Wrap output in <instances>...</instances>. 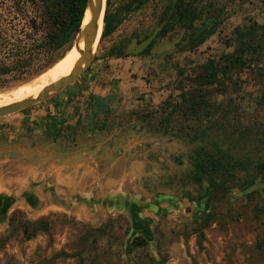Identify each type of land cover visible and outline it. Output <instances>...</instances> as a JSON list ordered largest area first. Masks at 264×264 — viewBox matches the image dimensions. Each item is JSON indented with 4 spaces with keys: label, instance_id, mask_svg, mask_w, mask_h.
I'll list each match as a JSON object with an SVG mask.
<instances>
[{
    "label": "rangeland",
    "instance_id": "obj_1",
    "mask_svg": "<svg viewBox=\"0 0 264 264\" xmlns=\"http://www.w3.org/2000/svg\"><path fill=\"white\" fill-rule=\"evenodd\" d=\"M124 2L111 0L112 12ZM184 2L197 9L195 28L214 29L193 51H180L188 35L176 27L149 55L124 54L166 24L172 0H150L100 38L66 87L0 117V264H264V181L254 168L264 163L263 30L257 50L206 88L210 115L172 111L201 64L234 50L236 27H264V0ZM201 138L243 159L226 194L204 197ZM197 211L212 221L204 226ZM13 214L45 218L49 231L25 239Z\"/></svg>",
    "mask_w": 264,
    "mask_h": 264
},
{
    "label": "trees",
    "instance_id": "obj_2",
    "mask_svg": "<svg viewBox=\"0 0 264 264\" xmlns=\"http://www.w3.org/2000/svg\"><path fill=\"white\" fill-rule=\"evenodd\" d=\"M149 1L126 0L118 8V12H112L111 0H106L101 38L110 35L127 15L140 10ZM85 6L86 0H0V90H3L1 92L41 75L71 48L79 32ZM169 8L165 15L167 22L157 36L176 27L185 29L189 32L188 38L180 51H193L213 34L214 29L204 27L198 32L195 28L198 12L191 4L178 0L171 12ZM257 29H262L264 34V27L256 24L249 25L246 29L236 27L234 33L237 44L234 50L225 54L219 61L210 59L201 64L199 71L194 74L192 91L189 93L183 91L179 96L180 101L172 104V111L184 118L199 117L202 113L210 115L215 107L209 102L210 95L206 88L221 83L228 68L236 63L243 64L241 59L257 50V46H260ZM151 49L150 44L144 55H149ZM50 119V123L52 121L50 125L57 127L54 123L55 118ZM201 141L205 142L200 147L194 166L207 186L204 197H211L218 191L226 194L235 172L244 167L243 159L237 157L230 148L212 144L209 138H201ZM254 168L264 181V163H257ZM253 183L252 180L246 182L242 189ZM197 212L205 215L204 226L212 221L211 214ZM14 223L25 239L49 231V224L45 218L27 220L19 219L13 214L11 225ZM196 233L201 244L203 232L198 228ZM257 246L264 250V240L258 242Z\"/></svg>",
    "mask_w": 264,
    "mask_h": 264
},
{
    "label": "water",
    "instance_id": "obj_3",
    "mask_svg": "<svg viewBox=\"0 0 264 264\" xmlns=\"http://www.w3.org/2000/svg\"><path fill=\"white\" fill-rule=\"evenodd\" d=\"M176 0H172L171 7L169 9V12L172 11ZM106 4V0H104V5ZM89 11V20L87 23L82 26L83 18L85 15V11ZM101 11H103V18L105 14V8L103 9V0H86V6L83 13L82 22L80 25L79 32L71 46V48L74 46L75 49L79 52L80 56L75 63L72 71L67 75L59 80L45 86L41 89L39 95L35 98H26L17 102H13L11 104H7L5 106L0 107V117L10 115L16 112H19L21 110H24L30 106H33L37 103H40L49 97H51L53 94L59 92L64 87H66L74 78L79 76L81 73H83L88 66L91 64L93 60V51H91V47L93 43L95 42L96 35H97V22L100 17ZM102 18V22H103ZM163 24H160L159 26H156L154 30L151 32L149 36H147L145 39H143L141 42L137 43L136 39H133L131 43L124 49V54H132L135 55L139 52H141L143 49H145L151 41L156 37L157 33L162 28ZM103 30V26H102ZM102 33V32H101ZM83 37L84 43L81 48H79V40ZM101 38V36H100ZM175 43V42H174ZM165 46L164 51H168L173 45ZM70 48V49H71ZM69 49V50H70ZM248 192V190H247ZM5 210L0 212L1 214L5 213ZM2 214V216H3Z\"/></svg>",
    "mask_w": 264,
    "mask_h": 264
},
{
    "label": "bare ground",
    "instance_id": "obj_4",
    "mask_svg": "<svg viewBox=\"0 0 264 264\" xmlns=\"http://www.w3.org/2000/svg\"><path fill=\"white\" fill-rule=\"evenodd\" d=\"M103 9H104V0H103ZM102 18H103V11H101L100 17L97 22V35L95 42L91 47V51H94L97 48V45L99 44L100 36L102 32L101 28L103 26ZM88 20H89V11L86 10L83 18L82 26H84ZM83 43H84V39L83 37H81V39L79 40V48L83 46ZM79 56H80L79 52L73 46L52 67L47 69L41 75L35 77L29 82L16 86L14 89L10 91L1 93L0 107L26 98L37 97L42 88L59 80L64 76H67L72 71Z\"/></svg>",
    "mask_w": 264,
    "mask_h": 264
},
{
    "label": "flooded vegetation",
    "instance_id": "obj_5",
    "mask_svg": "<svg viewBox=\"0 0 264 264\" xmlns=\"http://www.w3.org/2000/svg\"><path fill=\"white\" fill-rule=\"evenodd\" d=\"M170 7H171V6H170ZM169 9H170V8H169ZM172 10H173V9H172ZM165 20H166V18H165ZM166 22H167V20H166ZM204 27H205V25H204L203 27L199 28V29H198V32H199V31H202V30L204 29ZM177 28H179V27H177ZM205 28H206V27H205ZM180 29H182V30L184 31V33H187V35H188V33H189L188 31H186V30L183 29V28H180ZM161 30H162V29H160V31L157 33V35L161 32ZM157 35H156V37H155V38L151 41V43H150V44L152 45V47H153V44H155V42L160 38V36H157ZM181 40H182V39H181ZM181 40H180V41H181ZM186 40H187V39H186ZM141 41H142V40H137V43H139V42H141ZM180 41H179V42H180ZM179 42H178V43H179ZM150 44H149L148 46H150ZM176 45H177V44H176ZM176 45H175V46H176ZM148 46H147L145 49H143L141 52H139V53H137V54H135V55H144V51L148 48ZM169 50H171V49H169ZM166 52H169V51H165V53H166Z\"/></svg>",
    "mask_w": 264,
    "mask_h": 264
},
{
    "label": "crops",
    "instance_id": "obj_6",
    "mask_svg": "<svg viewBox=\"0 0 264 264\" xmlns=\"http://www.w3.org/2000/svg\"><path fill=\"white\" fill-rule=\"evenodd\" d=\"M7 193H8V192H7ZM24 201H25V200H24ZM24 201H23V202H24ZM20 202H21V200H20ZM25 204H26V203H25Z\"/></svg>",
    "mask_w": 264,
    "mask_h": 264
}]
</instances>
